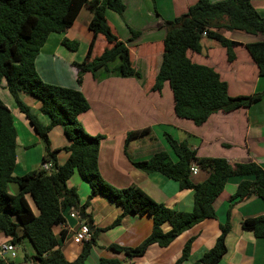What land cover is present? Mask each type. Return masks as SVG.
Returning a JSON list of instances; mask_svg holds the SVG:
<instances>
[{
  "label": "trees",
  "instance_id": "16d2710c",
  "mask_svg": "<svg viewBox=\"0 0 264 264\" xmlns=\"http://www.w3.org/2000/svg\"><path fill=\"white\" fill-rule=\"evenodd\" d=\"M87 3H90L92 12L88 23L91 40L83 61L73 64L77 70V84L81 86L85 73L94 74L99 69H107L116 60L119 61L117 72L121 77H139L131 64L129 46L112 33L106 19L108 11L123 14L125 6L120 0H0V84L6 82V89L19 112L39 137L43 145L41 166L49 163L53 167L51 173L41 168L21 177L13 176L17 134L11 112L0 100V232L12 245L19 246L24 238L29 242L34 253L30 257L31 264L85 263L100 230L91 232L90 242L82 246L80 255L73 262H68L59 249L53 228L64 223V212L74 209L83 213L88 202L95 197H102L122 209V214L112 226H117L128 215L147 216L152 220L150 235L138 247L129 249L111 245L108 248L129 259L141 257L151 245L166 248L193 226L207 219H215L213 204L230 178H243L230 201L241 203L256 196L264 202V171L255 162L231 166L221 158H198L186 142H178L167 132L163 133V137L174 161L163 150L148 160L129 161L133 168L144 174L159 173L176 182L180 192H192L193 205L189 212L171 210L155 202L137 186L116 189L102 179L98 169V148L104 137L88 135L78 121V117L89 110L88 101L78 90L43 82L35 68V60L48 37L65 33ZM164 29L162 61L150 91L160 93L164 83H168L177 118L189 120L199 127L213 114L249 108L262 100L264 92L230 97L227 83L220 79L217 72L195 64L187 57L188 51L202 52L204 32L225 49L229 63L235 60L233 48L241 44L227 39L221 31L259 36L262 40L245 44L244 48L258 69V77H264V17L253 8L251 0L214 3L198 0L185 15L165 22ZM98 36L103 37L108 47L100 55L93 56ZM130 36L133 40L139 34L130 31ZM61 44L70 51H76L79 46L66 38L62 39ZM19 93L33 97L41 104L40 112L48 117V125H42L31 114L30 109L19 100ZM56 127L63 130L68 141V145L60 150H53L48 138L49 132ZM148 133V129L128 132L125 147L131 140ZM61 151L67 153L68 157L58 166L57 155ZM192 166L207 173L203 182L193 180L190 173ZM75 172L91 189V195L82 207L79 206L76 190L67 187V181ZM10 183L18 186L16 195L9 193ZM25 196L30 198L37 214L32 212ZM232 208V205L229 206L226 221L219 226L220 233L213 247L195 264H218L225 255ZM85 223L90 225L91 218ZM165 223L170 227L166 233L161 230ZM241 228L252 232L256 239L264 240V215L243 220ZM63 237L64 233H61ZM190 245L191 240L184 245L175 264H182L188 259ZM24 260L28 263L29 257L25 256ZM0 264L14 263L0 260ZM100 264L120 262L102 258Z\"/></svg>",
  "mask_w": 264,
  "mask_h": 264
},
{
  "label": "crops",
  "instance_id": "0c3cea01",
  "mask_svg": "<svg viewBox=\"0 0 264 264\" xmlns=\"http://www.w3.org/2000/svg\"><path fill=\"white\" fill-rule=\"evenodd\" d=\"M120 1L124 3L123 0ZM197 1L128 0L125 2L127 7L125 6L122 15L106 12L107 23L112 33L129 46L131 64L139 73V77H121L117 72L119 61L116 60L107 69H99L94 74L85 73L81 86L77 84V70L73 64L83 61L91 40V33L88 30V23L92 17L90 3L81 8L75 22L65 33L51 34L48 37L35 60L36 71L43 82L78 90L88 101L90 108L78 117V121L88 135L104 137L98 148V169L102 179L116 189L137 186L155 202L177 212L191 210L193 193L180 192L176 182L159 173L144 174L133 168L129 161V159L148 160L153 154L162 150L166 151L174 161L167 143L159 144L153 136V141L147 140L148 142L145 143L135 139L125 147L128 132L148 129V134H151V131L160 130L163 136V130L170 129L173 131L170 135L178 142H186L196 152L198 158H221L231 166L252 161L264 171V95L259 103L249 108H239L228 113L218 112L211 115L203 125L196 127L191 121L175 116L172 93V106L168 105L164 95L166 86L169 87L168 83H164L160 93L150 91L162 61L161 42L165 36L164 23L185 15L188 8ZM209 1L214 3L224 0ZM128 4L132 5L131 9ZM251 4L257 13L264 17V0H251ZM130 31L138 33L139 36L131 41ZM221 34L241 44L233 48L235 54L233 62H227L225 49L207 36L202 37L201 40L202 52L197 54L188 51L187 57L191 62L210 67L217 72L220 79L227 83L230 97L237 96L238 88L236 83L232 87L229 81H236L238 78L254 82L252 93L258 85L257 91L264 92V79L258 77V69L244 48L245 44L256 42L254 35L238 31H221ZM63 38L77 42L78 49L76 51L66 49L61 44ZM259 39L262 40L261 37ZM106 47L108 44L103 37L98 36L92 55H100ZM216 52L222 55L221 64L216 63L212 58ZM141 67L143 68L140 70ZM247 68L250 69L249 72ZM64 71L65 73L67 71L68 75L63 74ZM248 74L250 76L247 78ZM116 84L122 85V90H117ZM18 98L42 125L49 124L48 117L40 112L41 104L37 100L23 93H19ZM0 100L11 112L17 134L13 176L21 177L41 169L43 145L28 120L19 112L14 99L6 89L5 81L0 84ZM130 110L135 118H140L139 125L142 126L127 127L125 119ZM111 112L116 113L126 126L109 130V121L107 124L103 123L99 115L107 121L111 119L109 118ZM48 138L53 150H60L68 145L60 127L53 128ZM67 157V153L59 152L57 165H62ZM192 177L195 182H203L207 173L198 170V173ZM242 179L233 177L227 181L223 192L213 204L215 219H207L193 226L166 248L151 245L144 255L131 259L108 248L111 245L129 249L138 247L150 235L152 220L147 216L128 215L123 217L117 226H112L122 214V209L102 197L93 198L88 202L83 213L88 219L91 218L92 232L95 230L100 232L97 233L95 244L91 247L84 264H100L102 258L116 259L120 264H175L180 259L184 245L190 240L189 256L182 264L198 263L213 247L220 233L219 226L225 223L227 210L231 205L233 208L230 231L225 239L226 253L218 264H264V240L256 239L252 232L241 228L243 220L264 215V202L256 196L241 203L230 201ZM67 187L76 190L80 207L91 195V189L76 172L67 181ZM8 191L16 195L19 188L15 183H10ZM25 198L32 212L37 214L34 205L31 206L29 202L30 198L28 196ZM69 229L77 230L78 221L66 218L64 224L53 228V234L59 242V249L65 259L73 262L80 255L83 245L74 243V232ZM169 229L167 223L161 226L164 233ZM61 233H64L63 238ZM7 242L8 238L0 232V245ZM16 248V258L13 263L31 264L30 257L34 255L32 247L28 263L20 256L19 246Z\"/></svg>",
  "mask_w": 264,
  "mask_h": 264
},
{
  "label": "rangeland",
  "instance_id": "374dc122",
  "mask_svg": "<svg viewBox=\"0 0 264 264\" xmlns=\"http://www.w3.org/2000/svg\"><path fill=\"white\" fill-rule=\"evenodd\" d=\"M124 1V6H126L127 7V5H126V3L125 2H128V0H123ZM128 6H129V9H131V7H132V5H130V4H128ZM81 31V30H80ZM83 33V32H82ZM254 38H255V41L256 42H258V41H260V39H259V37L258 36H253ZM130 39H131V37H130ZM136 39V38H135ZM134 38H133V40H135ZM132 41V40H131ZM212 58H213V60L216 62V63H218V64H221V61H222V55H221V53H219V52H216V53H214L213 54V56H212ZM82 62V61H81ZM81 62H79L78 64H80ZM117 63H118V61H117ZM143 67H141L140 68V70L142 69ZM247 71L249 72L250 71V69L249 68H247ZM63 74H66V75H68L67 74V71H66V73H65V71H64V73ZM250 76V74H248L247 75V78ZM263 79H264V77H262ZM261 78V79H262ZM229 82H231V84H232V87H233V85L236 83L237 85H236V87L238 88V93L236 94L237 96L238 95H242V96H247V94L248 95H250L251 93H252V88H253V83L254 82H252V81H250V80H245V81H243V79H240V78H238V79H236V81H229ZM253 84V85H252ZM256 86V85H255ZM167 87V89H166V92H165V98L167 99V101H168V105H170V106H172V101H171V91H170V89H169V87L168 86H166ZM258 87H259V85H258ZM257 87V88H258ZM115 88L117 89V90H122V88H123V86L122 85H118V84H116L115 85ZM257 88L256 89H254V91H253V93H257V92H260V91H257ZM257 91V92H256ZM252 93V94H253ZM143 106L145 105V103H144V101H143ZM131 111L132 110H130V112L128 113V115H127V117H126V119H125V123H126V125H127V127L128 126H132V127H136V126H138L140 123V118L138 117V118H135V116L131 113ZM116 115V116H115ZM100 116V120H102V122L104 123V122H106V124H107V122L109 121V124H110V127H109V130H113V129H118V128H122V126L124 127V126H126L118 117H117V114L116 113H114V112H111V114H109V118H111L110 120H107L106 121V119L104 118V117H102L101 115H99ZM112 120V121H111ZM105 124V125H106ZM139 126H142V125H139ZM58 131H60V130H58ZM163 132H167V133H173V131H170V129H164L163 130ZM86 133V132H85ZM91 136V135H90ZM94 136V135H93ZM153 136L154 137H156V139H157V141H158V143L160 144L161 142H165L166 143V141H165V139H164V137L161 135V133H160V130L158 131V130H155V131H151V134H147V135H145L144 137H142V138H138L139 139V141L140 140H142L143 142H148L147 140H149V141H153L154 139H153ZM162 139V140H161ZM133 140H135V139H133ZM133 140H131V141H133ZM231 179V178H230ZM85 183V182H84ZM88 187H89V185L87 184V183H85ZM90 188V187H89ZM29 202H30V204H31V206L33 205L32 204V202H31V200L29 199ZM34 207V206H33ZM63 216H64V218L66 219V218H69L68 217V211H66V212H64L63 213ZM19 249H20V256L23 258V257H25V256H27V257H30L31 255H29L30 253H31V246H30V244H29V242H27L26 240H23L22 241V243L19 245Z\"/></svg>",
  "mask_w": 264,
  "mask_h": 264
},
{
  "label": "built area",
  "instance_id": "2783aa9c",
  "mask_svg": "<svg viewBox=\"0 0 264 264\" xmlns=\"http://www.w3.org/2000/svg\"><path fill=\"white\" fill-rule=\"evenodd\" d=\"M202 36L206 37V33L204 32L202 34ZM41 168L43 171H45L47 173H51L53 170L52 165L49 163L43 164L41 166ZM198 170H199L198 168H196L195 166H192L190 168L191 176H195L198 173ZM79 214H80V212L76 211L74 209H70L68 211V217L78 221V229L77 230L69 229V230L74 232L73 233L74 234V237H73L74 243L78 244V245H84L85 243L90 242L91 231L88 229V225L79 218ZM64 222H65V218H64ZM16 252H17V248L15 245H12L10 243L1 244L0 245V260H2L4 262L14 261L16 258Z\"/></svg>",
  "mask_w": 264,
  "mask_h": 264
},
{
  "label": "water",
  "instance_id": "95a60500",
  "mask_svg": "<svg viewBox=\"0 0 264 264\" xmlns=\"http://www.w3.org/2000/svg\"><path fill=\"white\" fill-rule=\"evenodd\" d=\"M79 218L82 220V221H87L88 217L84 214V213H80L79 214ZM88 229L92 232L93 231V227H91L90 225H88Z\"/></svg>",
  "mask_w": 264,
  "mask_h": 264
}]
</instances>
